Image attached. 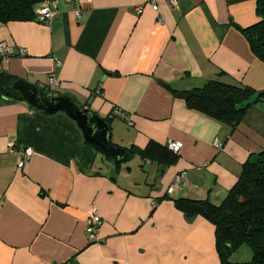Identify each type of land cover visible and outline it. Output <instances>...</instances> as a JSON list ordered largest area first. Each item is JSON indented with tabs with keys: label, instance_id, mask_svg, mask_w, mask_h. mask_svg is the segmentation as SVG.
<instances>
[{
	"label": "crops",
	"instance_id": "1",
	"mask_svg": "<svg viewBox=\"0 0 264 264\" xmlns=\"http://www.w3.org/2000/svg\"><path fill=\"white\" fill-rule=\"evenodd\" d=\"M150 1L59 0L50 23L0 22V42L16 53L0 71L41 87L54 75L56 95L109 118L111 142L121 147L183 142L173 165L136 154L117 168L65 112L0 93V264H221L214 224L187 217L175 198L225 199L243 164L264 149V97L255 94L234 126L176 94L216 77L264 91V62L237 27L260 20L258 0H154L157 10ZM115 107L134 124L111 117ZM28 147L35 153L19 167ZM94 206L97 241L86 232ZM252 257L244 244L231 259Z\"/></svg>",
	"mask_w": 264,
	"mask_h": 264
},
{
	"label": "trees",
	"instance_id": "2",
	"mask_svg": "<svg viewBox=\"0 0 264 264\" xmlns=\"http://www.w3.org/2000/svg\"><path fill=\"white\" fill-rule=\"evenodd\" d=\"M38 1L0 0V22L38 20ZM257 13L260 17L258 22L249 27H237L246 36L253 53L264 62V0H258ZM16 80L14 75L0 71V93L24 101L22 94L13 87ZM185 93L188 97L184 101L189 108L234 126L253 103L264 97V91L225 82L219 77ZM255 94L256 101L251 100ZM105 119L109 123L110 119ZM96 146L114 160L117 168L122 165L111 153ZM126 149L132 157L138 154L143 160L156 162L161 167L173 165L180 158L179 152L170 149L167 143L154 139L143 148L133 145ZM166 197H169L168 193ZM175 203L187 217L202 215L214 224L221 264H264V149L243 164L240 178L220 204L208 198L185 197L175 198ZM244 244L251 247L252 259L247 262L232 261L233 253Z\"/></svg>",
	"mask_w": 264,
	"mask_h": 264
},
{
	"label": "water",
	"instance_id": "3",
	"mask_svg": "<svg viewBox=\"0 0 264 264\" xmlns=\"http://www.w3.org/2000/svg\"><path fill=\"white\" fill-rule=\"evenodd\" d=\"M13 87L22 94L24 101L33 108L50 114L59 111L65 112L78 123L85 140L111 153L121 163L130 161L132 155L126 148L111 143V128L107 120L81 105L74 96L69 94L52 95L41 86L24 79H17ZM176 96L185 99L188 94L177 92Z\"/></svg>",
	"mask_w": 264,
	"mask_h": 264
},
{
	"label": "built area",
	"instance_id": "4",
	"mask_svg": "<svg viewBox=\"0 0 264 264\" xmlns=\"http://www.w3.org/2000/svg\"><path fill=\"white\" fill-rule=\"evenodd\" d=\"M58 1L59 0H46L45 6L41 7L40 9H38L36 11L38 21L43 22V23H50L52 21L54 15L57 12ZM65 1L72 2L73 0H65ZM78 1L80 4H83L84 2L85 3L86 2L87 3L92 2V0H78ZM171 3L173 5H177L176 0H171ZM149 4L154 10L158 9V5L154 0H151ZM144 8H145V5H141V6L136 7L137 12L139 14L143 13ZM75 13H76V16L78 18H81L82 13H83V9L78 8L75 10ZM27 52H28L27 49L22 48L19 52V55L24 56L27 54ZM14 55H16V53H15L12 45H10L4 41L0 42V61H4V60L7 61ZM60 87H61V82L54 75L49 76L47 82L42 86V88L44 90H46V92H48L52 95H56L57 92L60 90ZM111 117H117V118H120L122 120H125L130 126H132L134 124L131 114L129 112L123 110L122 108H119V107H115L113 109V111L111 113ZM167 145L173 151L180 152V150L183 147V142L179 141V140L169 139L167 141ZM213 146L216 149L220 150L223 147V142L220 139L216 138L213 141ZM21 152H22L24 158L22 160H20V162L18 164L19 167H22L25 163V160L32 157L35 153L34 149L31 147L24 148ZM182 178H183V174H178L174 179L173 185L174 186L177 185L182 180ZM101 221H102L101 216L99 215L96 207L94 206L92 208L91 212L89 213V215L87 217V221H86V232H87L89 239L91 241H97L96 233L98 231V227H99Z\"/></svg>",
	"mask_w": 264,
	"mask_h": 264
}]
</instances>
